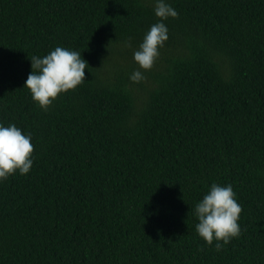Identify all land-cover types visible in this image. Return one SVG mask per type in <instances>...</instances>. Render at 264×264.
<instances>
[{"label": "trees", "instance_id": "trees-1", "mask_svg": "<svg viewBox=\"0 0 264 264\" xmlns=\"http://www.w3.org/2000/svg\"><path fill=\"white\" fill-rule=\"evenodd\" d=\"M168 2L169 40L133 83L154 0H0V122L34 145L30 173L0 182V264H264V0ZM57 46L89 68L44 111L24 86ZM213 183L242 205L219 252L194 213Z\"/></svg>", "mask_w": 264, "mask_h": 264}, {"label": "clouds", "instance_id": "clouds-1", "mask_svg": "<svg viewBox=\"0 0 264 264\" xmlns=\"http://www.w3.org/2000/svg\"><path fill=\"white\" fill-rule=\"evenodd\" d=\"M154 14L159 22L153 24L144 36L133 59L139 70L129 76L133 83H140L144 73L150 71L160 56V50L169 40V29L163 22L178 18V12L168 0H154ZM126 46H131L130 43ZM32 71L25 81L34 103L47 111L62 95L77 90L85 81L88 62L76 50L57 46L48 54L31 59ZM30 133L15 124L0 122V182L15 176L27 175L34 165V145ZM198 220L196 232L209 246L215 241L219 252L224 245L241 235L239 203L231 184H211L207 193L194 208ZM222 242V243H221Z\"/></svg>", "mask_w": 264, "mask_h": 264}]
</instances>
